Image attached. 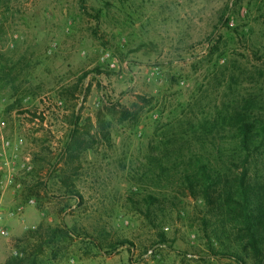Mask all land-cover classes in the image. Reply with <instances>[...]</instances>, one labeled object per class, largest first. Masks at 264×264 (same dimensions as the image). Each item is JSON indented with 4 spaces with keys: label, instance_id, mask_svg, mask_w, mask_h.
Instances as JSON below:
<instances>
[{
    "label": "rangeland",
    "instance_id": "obj_1",
    "mask_svg": "<svg viewBox=\"0 0 264 264\" xmlns=\"http://www.w3.org/2000/svg\"><path fill=\"white\" fill-rule=\"evenodd\" d=\"M242 123L264 125V0H0V264L41 225L70 234L36 264H264V220L263 255L217 243L181 185L194 156L228 170Z\"/></svg>",
    "mask_w": 264,
    "mask_h": 264
},
{
    "label": "trees",
    "instance_id": "obj_2",
    "mask_svg": "<svg viewBox=\"0 0 264 264\" xmlns=\"http://www.w3.org/2000/svg\"><path fill=\"white\" fill-rule=\"evenodd\" d=\"M232 137L235 138L232 143H225V149L230 154L224 155L222 159L228 169L226 172L223 173L218 168V160H212L209 156H194L188 168L186 167L183 171L181 185L189 197L203 202L208 208L209 212L203 218V226L205 228L211 226V234L214 235L213 239L217 243L222 244V240L216 232L220 228L225 230L227 226L233 231L244 232L253 250L263 255V250L259 246L258 225L261 220H264V192L257 191L250 175V166L255 160L254 156H264V125L242 123L236 127ZM222 138L227 140L231 136ZM78 198L82 200L80 195ZM156 203L158 198L155 195L146 197V213L151 214L152 206ZM138 210L141 211L142 208ZM153 224L158 227L155 222ZM69 234L70 231L62 227L45 228L43 225L36 230L28 231L25 240L30 239L36 242L33 252L27 254L25 258L11 257L5 264H22L26 259L30 261V264H36L37 256L42 254L45 248ZM158 235L160 242L166 241L163 231H160ZM225 252L224 256L243 261L236 253L228 250Z\"/></svg>",
    "mask_w": 264,
    "mask_h": 264
},
{
    "label": "built area",
    "instance_id": "obj_3",
    "mask_svg": "<svg viewBox=\"0 0 264 264\" xmlns=\"http://www.w3.org/2000/svg\"><path fill=\"white\" fill-rule=\"evenodd\" d=\"M59 103H62V102H59ZM7 144H8V143H7ZM19 148H20V147H19ZM19 148H17V151H18V149H19ZM21 150H22V151H24V150H25V147H21ZM30 202H31V203H33L34 201H33V200H31ZM3 234H5V235H6V234H7V232L3 231ZM151 252H152V251H149V253H151Z\"/></svg>",
    "mask_w": 264,
    "mask_h": 264
}]
</instances>
